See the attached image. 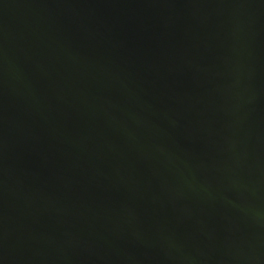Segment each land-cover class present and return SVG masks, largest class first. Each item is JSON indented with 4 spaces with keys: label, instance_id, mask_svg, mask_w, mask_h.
<instances>
[{
    "label": "water",
    "instance_id": "1",
    "mask_svg": "<svg viewBox=\"0 0 264 264\" xmlns=\"http://www.w3.org/2000/svg\"><path fill=\"white\" fill-rule=\"evenodd\" d=\"M0 264H264V0H0Z\"/></svg>",
    "mask_w": 264,
    "mask_h": 264
}]
</instances>
